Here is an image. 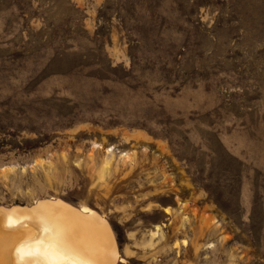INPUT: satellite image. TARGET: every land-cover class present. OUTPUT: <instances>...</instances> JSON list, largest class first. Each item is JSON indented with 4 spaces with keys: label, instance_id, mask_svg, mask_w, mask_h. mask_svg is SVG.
<instances>
[{
    "label": "rangeland",
    "instance_id": "obj_1",
    "mask_svg": "<svg viewBox=\"0 0 264 264\" xmlns=\"http://www.w3.org/2000/svg\"><path fill=\"white\" fill-rule=\"evenodd\" d=\"M53 198L117 264H264V0H0V206Z\"/></svg>",
    "mask_w": 264,
    "mask_h": 264
},
{
    "label": "bare ground",
    "instance_id": "obj_2",
    "mask_svg": "<svg viewBox=\"0 0 264 264\" xmlns=\"http://www.w3.org/2000/svg\"><path fill=\"white\" fill-rule=\"evenodd\" d=\"M115 234L88 206L61 199L32 207L0 206V264H117Z\"/></svg>",
    "mask_w": 264,
    "mask_h": 264
}]
</instances>
